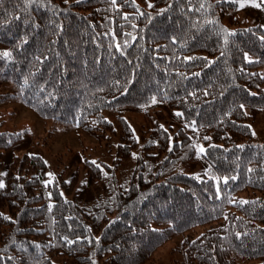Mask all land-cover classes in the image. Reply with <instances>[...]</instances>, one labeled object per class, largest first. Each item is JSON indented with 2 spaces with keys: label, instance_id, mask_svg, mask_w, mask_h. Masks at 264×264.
Listing matches in <instances>:
<instances>
[{
  "label": "trees",
  "instance_id": "trees-1",
  "mask_svg": "<svg viewBox=\"0 0 264 264\" xmlns=\"http://www.w3.org/2000/svg\"><path fill=\"white\" fill-rule=\"evenodd\" d=\"M151 1L145 9L133 0H0V53H11L0 56V83L41 118L99 138L114 133L108 110L183 113L173 134L159 124L163 112L147 113L154 126L140 142L120 117L114 165L85 161L100 188L92 200L67 198L78 173L47 182L41 156L15 157L7 168L0 161V264H145L178 235L181 264L264 260V197L234 201L264 193V144L251 142L249 128L264 111V27L232 29L225 20L236 5L226 1ZM222 28L235 33L227 43ZM18 134L0 132V151L21 144ZM201 159L209 177L179 171ZM225 176L237 179L224 184Z\"/></svg>",
  "mask_w": 264,
  "mask_h": 264
},
{
  "label": "rangeland",
  "instance_id": "rangeland-1",
  "mask_svg": "<svg viewBox=\"0 0 264 264\" xmlns=\"http://www.w3.org/2000/svg\"><path fill=\"white\" fill-rule=\"evenodd\" d=\"M133 1L136 5L145 9H148L149 4L152 3L151 0ZM221 1L236 5V8L228 12L225 20V23L230 25L232 29L249 28L258 25L264 26V9L253 6V3H259L260 0ZM241 3L245 5L243 8L240 7ZM0 51L5 50L0 47ZM259 71L264 78V68H259ZM14 93L15 90L12 84L7 82L0 83V132L25 134L24 141L10 151H0V161L7 168L15 157H20L24 154L41 156L48 167L47 182H51L60 173L63 174L65 180L78 173L80 177L79 184L73 193L67 197L69 200H73L76 197L92 200L100 193V188L93 185V181L86 174L85 161L95 160L97 163L114 165V160L118 158V146L122 142L120 117L125 118L130 123L133 134L139 142L144 132L154 126L153 122L148 121L147 113L157 117L154 112H163L165 117L159 121V124L172 134L182 127V121L175 115L179 111H172L163 106L155 109L150 107L148 110L146 108L108 110L104 112V116L113 124L114 133L111 135L104 133L101 137L96 138L86 133L83 129L77 127L63 128L53 120L41 118L18 98H13L11 95ZM249 124L252 132H255V135H252L251 142L254 145L264 144V111L254 122ZM133 163L134 161L128 165ZM128 165L126 164L122 167L125 168ZM207 168V163L201 159L198 162L183 165L179 171L199 178H207L209 177ZM48 173L52 175L49 176ZM254 197H264V193L250 190L237 195L234 201H247ZM259 226L264 227V223H259ZM208 227H198L190 230L186 235L196 238L205 232ZM182 240V235L175 236L157 251L151 261L145 264H181L182 255L179 252V248ZM55 262L61 264L64 263V260L62 258L55 259ZM255 263L264 264V260L252 262V264Z\"/></svg>",
  "mask_w": 264,
  "mask_h": 264
},
{
  "label": "snow or ice",
  "instance_id": "snow-or-ice-1",
  "mask_svg": "<svg viewBox=\"0 0 264 264\" xmlns=\"http://www.w3.org/2000/svg\"><path fill=\"white\" fill-rule=\"evenodd\" d=\"M29 2H30V3H33V4H35V3H43V0H29ZM65 2H67V0H65ZM111 3H112L113 5H115V4L117 3V0H111ZM244 6H245V5H244L243 3L240 4V7H241V8H243ZM253 6H254V7H257V8H264V0H260L259 3H253ZM149 7H152V5L149 4ZM204 7H205V4H204V3H201L200 8H204ZM209 7H210V5H209ZM141 14H143V13H141ZM125 19H127V17H125ZM207 22H208V23H215V21H212V20H209V21H207ZM262 27H264V26H262ZM221 31L224 32V34H225V43H227V37H228V36H230V35H235V33H231V32H229L227 29H223V28H222ZM133 39H135V37H133ZM260 39H261V40H264V36L260 37ZM116 47H117V50H121L119 45H116ZM122 54H123V52H122ZM221 55H224V53L221 52ZM0 56H4V57H9V58H10V57H11V53L6 51V52H3V53H0ZM184 59H185V61H193V60H196V59H203V60L206 61V63H207L208 65H210L211 63H214V61H208V60H207V57H192V56H186V57H184ZM245 59L248 60L249 62H251V60H250V58L247 56V54H245ZM193 75H195V76H199L200 73H193ZM25 82H26V81H25ZM207 94H208V93L205 92V95H207ZM190 95H195V94H194V93H190ZM157 102H158V101H157L156 97L153 96V97L151 98V103H152V104H155V103H157ZM240 107L243 109V108H244V105L241 104ZM245 114H246V113H245ZM175 115L178 116V117H183V113H181V112H177V113H175ZM191 123L194 125V124H195V121H192ZM77 126H78V125H77ZM161 127H163V126H161ZM250 127H251V126H249V128H250ZM165 131H167V130L165 129ZM252 134L255 135V132L253 131ZM18 135H23V134L20 133V134H18ZM171 139H172V138L169 137V140H170V141H171ZM204 139H205V140H210L211 137H207V136H206V137H204ZM9 142H11V141H9ZM197 147H198V156H199V154L206 153V149H205L203 146H197ZM212 147H215V146L213 145ZM237 147L243 148L244 146H243V145H238ZM171 150H172V147H171V145H170V147H169V151H171ZM29 155H32V154H29ZM133 156L135 157V154H133ZM90 163H92L93 165H95L98 169L101 168V165H99L95 160L91 161ZM101 171H103V169H101ZM249 171L251 172L252 169H249ZM104 174L107 175V173H104ZM48 175L51 176L52 174H51V173H48ZM214 179L219 180V178H215V177H214ZM229 179L235 181V180L237 179V177H236V176H231V177H227V176H225V177H223V183H224V184H227L228 181H229ZM45 186H47V185H45ZM4 187H5L4 183H3L2 181H0V189H3ZM219 191H220V189H219V187H217V195H219ZM241 203H249V201H241ZM51 208H52V205L50 204V205H49V209H51ZM0 215H2V214H0ZM4 219H6V220H10L11 218L5 216ZM237 235H239V234H237ZM64 239L67 240V237H65ZM67 242H68L69 244L74 243V241H71V240H67ZM9 259H11V258H9Z\"/></svg>",
  "mask_w": 264,
  "mask_h": 264
}]
</instances>
